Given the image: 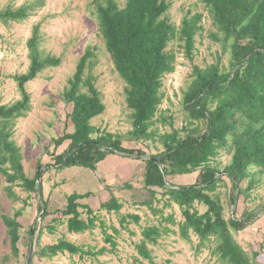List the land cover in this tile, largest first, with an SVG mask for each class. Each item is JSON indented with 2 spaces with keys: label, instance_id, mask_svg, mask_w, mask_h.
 <instances>
[{
  "label": "trees",
  "instance_id": "obj_1",
  "mask_svg": "<svg viewBox=\"0 0 264 264\" xmlns=\"http://www.w3.org/2000/svg\"><path fill=\"white\" fill-rule=\"evenodd\" d=\"M201 2L209 13L213 28L208 37L220 46L222 55L228 54V61L226 66L219 62L203 69L193 66L191 80L181 91L184 123L179 129L173 127L172 116L164 113L158 116L164 100L162 80L175 72L176 54L168 47L178 39L185 56L192 59L195 37L203 32L202 14L191 15L188 11L178 29L166 16L170 8L167 0H126L123 7L115 0L95 1L94 8L104 47L115 72L125 84V103L131 111L132 125L128 134L135 142L161 144L160 152L144 158V188L151 198L160 192L161 198H166L165 206L175 204L180 209L183 221L177 226L181 240L190 242L192 234L199 240L198 247L213 240L216 242L214 254L223 264H257L258 254L255 252L249 256L235 235L264 215V205L254 210L245 208L240 217L232 212V217L225 218L221 199L212 194L224 178L228 179L231 184L229 203L236 207L240 196L245 202L249 200V193L257 183L256 175H264V0ZM35 6L31 3L0 11V22L5 25L23 22L31 16ZM39 45V29L34 27L26 43L28 69L13 76L20 99L10 105L0 104V174L8 184L5 190L11 201L21 200L15 195L14 186L27 193L26 199L22 200L24 207L27 200L36 195L38 212L41 214L44 210L43 219L48 215L41 183L45 172H37L34 178H28L23 170L20 150L11 139L15 121L26 117L31 110L26 85L45 69L60 64L58 58L43 56ZM93 58L94 47L88 46L63 94L64 102L71 105L68 119L73 132L64 133L52 141L54 152L62 145L66 146L60 154H51L54 166L61 170L81 167L94 171L98 164L115 154L137 159L146 156L141 150L124 148L119 135L101 132L91 125V120L105 111L93 77L86 75ZM156 123L170 127L171 131L159 134L158 129H152ZM222 151H227L230 158L221 170L213 162ZM194 173L197 175L192 185L175 186L169 181ZM244 182L245 188L242 187ZM90 196L89 193L67 196L66 206L60 213L69 234H84L96 228L98 218L94 211L79 203ZM142 204L152 208L151 201ZM196 204L203 205L205 212L200 214ZM80 208L87 215L86 219L82 218L84 212ZM122 208L114 196L100 203L99 207L107 213H120ZM22 210L12 217L1 215L15 256L19 253L17 244L21 239L17 218ZM128 220L138 224L140 218L125 215L120 223L123 225ZM163 223L176 225L172 216L161 217L160 224ZM103 225L100 223L104 242L115 248L112 235L106 233ZM31 229L33 236L39 231L38 225H32ZM53 231L54 227H50L49 233ZM113 231L118 233L114 227ZM170 232L173 231L166 226L144 228L142 240L135 245L138 256L153 262L147 245L155 246L158 239ZM104 251L106 248L93 253L66 239H59L55 244L40 247L36 254L41 258H53L68 253L82 259Z\"/></svg>",
  "mask_w": 264,
  "mask_h": 264
},
{
  "label": "rangeland",
  "instance_id": "obj_2",
  "mask_svg": "<svg viewBox=\"0 0 264 264\" xmlns=\"http://www.w3.org/2000/svg\"><path fill=\"white\" fill-rule=\"evenodd\" d=\"M95 1L103 3L105 0H0V11L7 8L17 9L23 5L35 3L31 16L20 23L0 22V104L10 105L20 99L13 76L23 74L29 66L27 40L31 37L34 27H38L40 36L39 49L43 56H52L60 60L57 67L42 71L38 77L26 85L30 95L31 110L26 117L15 121L12 128L11 139L19 148L25 175L32 179L38 170L45 172L42 177V195L46 202L45 211L48 215L39 219L36 195L27 200L24 207L22 200L27 193L23 188L12 187L16 196L21 200L13 202L6 193L7 183L0 174V264H26L30 245H33V258L31 264H223L214 254L216 242L211 240L202 247H198V238L190 234V242L180 239L177 223L183 221L180 209L175 205L165 206L166 198H161L160 192L151 198L143 185L144 158L154 155L162 150L161 144L152 141H133L129 132L132 130L131 111L125 103L124 82L114 70L113 63L107 53L104 42L98 31L95 16ZM123 7L126 0H115ZM170 5L166 14L168 20L180 28L182 19L188 11L191 15L202 14L203 32L195 37V48L192 59L184 54L182 42L175 39L168 47L176 54L175 72L162 80L164 100L160 106V113L173 117V127L179 129L184 123L181 104V91L189 84L193 66L204 68L219 62L226 66L228 54H221V48L208 37L213 32L209 13L201 0H167ZM94 47L92 65L87 69L86 75H91L100 98L105 106L103 114L91 120V125L104 132L119 135L124 148L141 150L145 157L137 159L120 154L108 156L105 161L98 164L94 171L71 167L60 169L54 166L51 154L54 152L52 141L64 133H72L73 126L68 119L71 105L63 100V94L72 79L79 58L85 49ZM152 129H158L159 134L170 132L171 128L156 123ZM94 136L93 138H95ZM157 140V139H156ZM66 148L62 145L53 155L60 154ZM50 154V155H49ZM230 154L220 152L217 163L223 169L228 163ZM37 164L39 169H37ZM197 173L169 179L175 186L192 185L195 183ZM256 186L249 193L247 202L239 197L236 207L231 206L228 199L231 184L223 179L215 194L224 207L225 218L240 217L245 208L254 210L264 205V175H256ZM246 182L242 187L245 188ZM91 194L89 198L80 200L81 205L89 206L98 222L94 230L84 234H69L65 227V219L61 211L66 206V198L71 194ZM111 196L117 198L123 208L120 213H107L100 210V203L109 200ZM151 201L152 208L142 203ZM195 208L202 214L206 208L196 204ZM23 209L17 222L20 241L17 244L19 253L15 256L11 249L7 229L2 223L1 215L13 216ZM83 211V209H79ZM84 212V211H83ZM137 215L138 224L131 220L123 225L121 217ZM172 216L176 225L171 223L160 224L161 217ZM83 219L87 215L83 214ZM103 227L107 234L112 235L116 244L112 248L104 242ZM32 225H38L39 231L32 238L29 230ZM151 226L168 227L169 234L158 239L155 246L147 245L151 251L153 262L140 258L135 245L142 240L141 232ZM54 227L50 234L49 228ZM113 227L118 231L116 234ZM237 242L251 256L257 253L255 263L264 264V215L252 225L235 235ZM59 239H66L76 245L83 246L97 253L106 248L103 254L95 257L80 259L77 255L68 253L59 254L53 258H41L36 252L40 247L55 244Z\"/></svg>",
  "mask_w": 264,
  "mask_h": 264
},
{
  "label": "water",
  "instance_id": "obj_3",
  "mask_svg": "<svg viewBox=\"0 0 264 264\" xmlns=\"http://www.w3.org/2000/svg\"><path fill=\"white\" fill-rule=\"evenodd\" d=\"M137 158V157H135ZM139 159H142L140 157H138ZM39 170H38V174H39ZM44 210L41 212V214L39 215V219L41 218V215L43 214ZM30 237L32 238L33 237V229L30 230ZM32 258H33V245L31 243L30 245V249H29V253H28V257H27V262L26 264H31L32 263Z\"/></svg>",
  "mask_w": 264,
  "mask_h": 264
}]
</instances>
